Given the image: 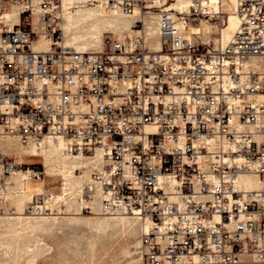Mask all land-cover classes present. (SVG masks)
Wrapping results in <instances>:
<instances>
[{"label": "built area", "instance_id": "2783aa9c", "mask_svg": "<svg viewBox=\"0 0 264 264\" xmlns=\"http://www.w3.org/2000/svg\"><path fill=\"white\" fill-rule=\"evenodd\" d=\"M154 1H109L144 16L123 40L79 52L64 43L60 0H39L43 27L34 24L33 0H0L2 9L22 7L18 25L0 20V134L24 146L61 138L67 154L99 153L83 197L99 199L104 214L150 223L141 231V264H264V72L246 67L264 58V0H237L239 25L227 44L187 38L202 20L217 32L225 25L223 0L220 12L209 0H189L185 13L150 9ZM152 10L160 52L146 37ZM42 34L50 48L34 50ZM19 169L44 177L40 166L0 154V193ZM249 174L260 190L237 186ZM51 196L46 188L25 213L47 212Z\"/></svg>", "mask_w": 264, "mask_h": 264}, {"label": "bare ground", "instance_id": "6f19581e", "mask_svg": "<svg viewBox=\"0 0 264 264\" xmlns=\"http://www.w3.org/2000/svg\"><path fill=\"white\" fill-rule=\"evenodd\" d=\"M109 1L111 0H60L55 15L59 18V25L64 32V43L79 52H101L105 48L106 38L110 37H106V34L115 33L118 35L115 37L121 40L127 35H132L133 25L139 18H143V11L136 9L132 16H127L119 8H109ZM33 2L35 6L34 24L43 27L39 16V0H33ZM209 3L216 11H221L220 0H209ZM167 6L170 7L169 10L185 13L189 11L191 3L189 0H166L165 2L155 0L149 8L158 9ZM223 6L227 12V20L225 25L219 29L217 39L209 41L210 36L208 35L213 32L214 25L206 20H202L197 25H190L187 38L193 40L196 36L203 37L205 44L218 40L223 44L230 42L239 25V18L236 14L237 0H223ZM8 7L11 8L9 11H7ZM21 11L20 5L11 4L3 9L0 6V20L9 27L18 25L21 21ZM150 15L147 41L150 42L151 50L160 52L162 42L157 27L158 14L152 10ZM32 47L37 51L49 50L50 40L42 34L40 40L33 43ZM246 67L264 72V58H251L246 62ZM257 97L258 94H252L249 99L253 101ZM147 130H152V128L147 127ZM65 148L66 142L61 138H45L40 146L32 144L24 146L15 135L0 134V153L13 155L16 159L15 163L19 165L36 164L29 161L37 160L44 167L45 177L32 179L25 171L19 169L7 178L6 188L0 193V199L3 200V203H0V239L2 240L0 247L5 246L20 251L21 243L30 234L37 231H50L64 222L78 227L88 226L103 232L119 229L131 233L135 222L140 224L141 231L149 226L148 221L144 222L131 214H104L101 212L99 199L86 200L83 197V189L92 183V174L100 169L101 156L99 153L93 158L71 155L65 152ZM47 178H53L58 182L56 192L47 186ZM13 180L18 186L13 184ZM237 186L242 190H260L262 183L257 175L249 174L241 176L237 180ZM9 188H12L9 196L17 211L10 205L7 196ZM46 188L50 189L52 195L45 204L47 212L39 216L27 215L25 213L27 206ZM86 208H91L92 211L86 214L84 212ZM140 245L141 236L136 247L140 248ZM131 264L140 263L132 259Z\"/></svg>", "mask_w": 264, "mask_h": 264}, {"label": "rangeland", "instance_id": "374dc122", "mask_svg": "<svg viewBox=\"0 0 264 264\" xmlns=\"http://www.w3.org/2000/svg\"><path fill=\"white\" fill-rule=\"evenodd\" d=\"M9 8L7 11L11 9ZM218 33L219 30L217 32L213 27V32L208 35L210 36L209 41L217 39ZM107 36L118 35L108 33ZM201 38L205 41V38ZM3 155L16 161L13 155ZM29 162L36 163L37 166L44 169L37 160ZM13 184H15L14 180ZM46 184L53 188L54 192L57 191L58 182L53 178H47ZM15 186L18 185L15 184ZM11 192L12 188H9L7 196L10 205L15 207L9 196ZM133 225L134 230L131 233L119 229L103 232L88 226L78 227L64 222L50 231H37L30 234L21 243L20 251L5 246L0 247V264H131L132 259L138 260L141 264L139 247H136V243L140 240L141 227L138 222ZM0 241L2 240L0 239Z\"/></svg>", "mask_w": 264, "mask_h": 264}]
</instances>
